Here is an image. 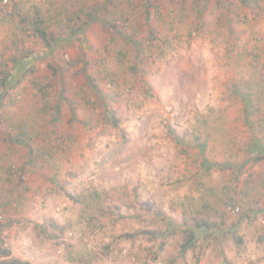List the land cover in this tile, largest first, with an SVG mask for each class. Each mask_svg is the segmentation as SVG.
I'll return each instance as SVG.
<instances>
[{
  "label": "rangeland",
  "instance_id": "rangeland-1",
  "mask_svg": "<svg viewBox=\"0 0 264 264\" xmlns=\"http://www.w3.org/2000/svg\"><path fill=\"white\" fill-rule=\"evenodd\" d=\"M88 1L74 35L65 19ZM15 3L37 5L51 46ZM263 41L264 0H0V248L33 264H264Z\"/></svg>",
  "mask_w": 264,
  "mask_h": 264
},
{
  "label": "trees",
  "instance_id": "trees-1",
  "mask_svg": "<svg viewBox=\"0 0 264 264\" xmlns=\"http://www.w3.org/2000/svg\"><path fill=\"white\" fill-rule=\"evenodd\" d=\"M85 4L86 5H84V4L80 5V7L78 8L79 10L76 12V15L78 17L77 24H74V23H72V21H70V20H73L72 16L69 19H65L66 20L65 21L66 22L65 23L66 26L69 27V28L72 26L71 27V30H72L71 32L74 35L76 33H79L81 30H84L85 27H87V25H89L91 23V20H93V18H94V14L92 12V9L94 7H92L93 5L91 6V4H92L91 1H88V3H85ZM154 6L157 7V4H155ZM14 9H15V11L10 13V15L11 16L12 15L21 16L22 20H21L20 24H23L26 21V18L28 17V21H32V22H30V24H32L35 32L40 36V38L42 40H44L46 42V44L48 46H51V42H49L48 39H47L48 38V33L46 31V27L44 26L43 14L41 13V10L38 9L37 5H33L32 6L33 11H35V13H33V14H31L33 11H28L27 12V11H24V9L22 10L21 7L19 6V3H15ZM4 12H5V14L8 13V11L6 9H4ZM123 13L124 12L122 11V15H123ZM83 15H85V16L83 17ZM30 18H31V20H30ZM20 24H19L18 28L22 29V30L25 29L24 27H21ZM126 24H128V23H126ZM129 36L133 37V34H130ZM152 40H154V38L147 40V42L150 43V41H152ZM129 69L133 70L134 72L138 71L137 67L133 66V65H131L129 67ZM1 72L4 74L3 75V79L1 80V83H2V86L4 88H6L7 84H8L7 78L9 77V73L7 71H1ZM110 76H111V73H110ZM89 79H91L90 76H88V80ZM243 96L247 98V101L248 100L249 101L252 100V93L251 92H247L246 91L245 93H243ZM114 120H115V118H114ZM32 136H31V132L29 131V129H28V131H25L23 129V130H20L19 133L17 134V136H16L17 140L16 141L19 142V143H22V142H24L25 138H28V140H31ZM32 151L34 152V150H32ZM42 152L45 153V151H41V149H37L35 153H36V155H38V153H41V155H42ZM46 153L48 154L47 151H46ZM237 168H239V167H237ZM4 169H5V166L0 162V171L4 170ZM8 172L12 173L13 171L10 170ZM22 178H24V177H22ZM203 226L208 227L205 223H197V227H203ZM138 233L142 234V233H147V232H144V231L139 232L138 231V232H135V233H132V234H127L126 237L133 238V237L137 236ZM0 264H33V263H31L28 260L16 257L10 250L1 247L0 248Z\"/></svg>",
  "mask_w": 264,
  "mask_h": 264
},
{
  "label": "crops",
  "instance_id": "crops-1",
  "mask_svg": "<svg viewBox=\"0 0 264 264\" xmlns=\"http://www.w3.org/2000/svg\"><path fill=\"white\" fill-rule=\"evenodd\" d=\"M216 6L218 7V6H220V5H216ZM218 13H219V11H218ZM217 16H218V14H217ZM218 17H219V16H218ZM217 21H222V14L220 15V20L217 19ZM253 36H255V33L252 32V35L250 36V38L252 39ZM249 43H250L249 46H245L244 48H241V49H240V50H242V53H243V54H246V53H248V52H250V51L255 50V47H254V45H253V41L251 40ZM260 50H261L262 52H264V41L262 42V47H261Z\"/></svg>",
  "mask_w": 264,
  "mask_h": 264
},
{
  "label": "built area",
  "instance_id": "built-area-1",
  "mask_svg": "<svg viewBox=\"0 0 264 264\" xmlns=\"http://www.w3.org/2000/svg\"><path fill=\"white\" fill-rule=\"evenodd\" d=\"M228 210L234 214H238L241 211V207L239 205V203H237L236 201L232 200L231 202L228 203L227 206ZM1 217V215H0Z\"/></svg>",
  "mask_w": 264,
  "mask_h": 264
}]
</instances>
